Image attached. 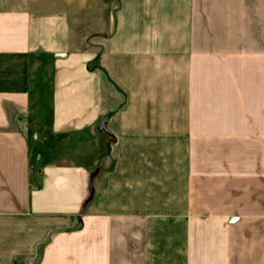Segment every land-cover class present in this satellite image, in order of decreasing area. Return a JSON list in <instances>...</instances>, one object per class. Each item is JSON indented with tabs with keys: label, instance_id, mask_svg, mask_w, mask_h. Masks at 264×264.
I'll use <instances>...</instances> for the list:
<instances>
[{
	"label": "crops",
	"instance_id": "obj_1",
	"mask_svg": "<svg viewBox=\"0 0 264 264\" xmlns=\"http://www.w3.org/2000/svg\"><path fill=\"white\" fill-rule=\"evenodd\" d=\"M0 264H264V0H0Z\"/></svg>",
	"mask_w": 264,
	"mask_h": 264
},
{
	"label": "water",
	"instance_id": "obj_2",
	"mask_svg": "<svg viewBox=\"0 0 264 264\" xmlns=\"http://www.w3.org/2000/svg\"><path fill=\"white\" fill-rule=\"evenodd\" d=\"M102 129L107 130V120L103 119L101 122V126ZM97 174V171H93L90 175V187H91V194H93V188H92V179L94 178V176Z\"/></svg>",
	"mask_w": 264,
	"mask_h": 264
}]
</instances>
